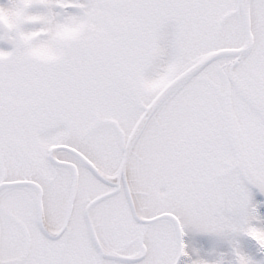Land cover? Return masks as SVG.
<instances>
[{"label":"snow or ice","instance_id":"1","mask_svg":"<svg viewBox=\"0 0 264 264\" xmlns=\"http://www.w3.org/2000/svg\"><path fill=\"white\" fill-rule=\"evenodd\" d=\"M0 264H264V0H0Z\"/></svg>","mask_w":264,"mask_h":264}]
</instances>
